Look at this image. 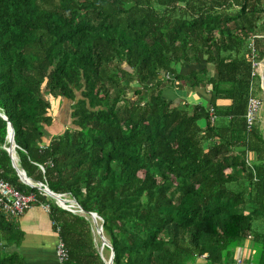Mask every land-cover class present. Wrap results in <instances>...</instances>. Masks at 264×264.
I'll return each mask as SVG.
<instances>
[{"label": "trees", "instance_id": "obj_1", "mask_svg": "<svg viewBox=\"0 0 264 264\" xmlns=\"http://www.w3.org/2000/svg\"><path fill=\"white\" fill-rule=\"evenodd\" d=\"M263 59L264 0H0V178L49 205L65 264H106L90 212L112 264H264ZM184 88L206 102L163 95ZM9 123L17 167L78 212L19 178ZM14 218L0 264H24Z\"/></svg>", "mask_w": 264, "mask_h": 264}, {"label": "crops", "instance_id": "obj_2", "mask_svg": "<svg viewBox=\"0 0 264 264\" xmlns=\"http://www.w3.org/2000/svg\"><path fill=\"white\" fill-rule=\"evenodd\" d=\"M260 67L263 69L264 64H261ZM192 68L191 65H184L180 67V71L186 73ZM163 95L168 99H175L176 96H179L189 103L206 102V94L204 90L200 89L190 90L184 88L176 89L175 91L167 89L163 92ZM218 102L225 104L227 101L220 99ZM53 127L56 128L54 121ZM56 129V132L61 131L58 128ZM48 138L49 134L46 136V139ZM250 157H254V155L251 153ZM65 199L71 203L73 198L69 199L65 197ZM40 203L38 201L33 202L31 207L26 209L21 215L15 216V227L19 231V239L16 240L15 246H9V249L17 251L22 256L24 264H58L55 247L60 238L58 233L59 228H54V223L49 215V209L44 208ZM63 209L68 210L67 208ZM96 245L101 257L106 262L107 259H105L102 252L104 246L101 247V242L100 245L99 243H96ZM196 264H202V259L197 260Z\"/></svg>", "mask_w": 264, "mask_h": 264}, {"label": "built area", "instance_id": "obj_3", "mask_svg": "<svg viewBox=\"0 0 264 264\" xmlns=\"http://www.w3.org/2000/svg\"><path fill=\"white\" fill-rule=\"evenodd\" d=\"M252 46V43H250ZM259 63L253 62L252 65H257ZM257 70V67H256ZM253 74V73H252ZM261 108V98L257 95H254L252 91L249 92L247 107H246V123L247 127H251L255 120L256 115ZM212 108H210L209 113L212 114ZM42 169V167H40ZM64 197V195H62ZM36 201V198L33 193H22L19 190L11 186L7 181L0 178V211L10 215V216H19L26 209L31 207L33 202ZM44 208L49 209L47 203H40ZM67 209L70 211H79V207L76 203L71 202L67 205ZM55 255L58 261V264H65L68 251L65 247V244L61 238L58 239L55 247ZM204 256V255H203ZM240 261V257L237 259Z\"/></svg>", "mask_w": 264, "mask_h": 264}, {"label": "water", "instance_id": "obj_4", "mask_svg": "<svg viewBox=\"0 0 264 264\" xmlns=\"http://www.w3.org/2000/svg\"><path fill=\"white\" fill-rule=\"evenodd\" d=\"M260 81H261V89L262 91L264 92V71H260ZM5 118V116H3ZM13 134H14V131H13V127L12 125L9 123L8 124V141H9V147H7V151L10 153L11 155V159H12V164L13 166L16 168V171L19 175V178L26 184L32 186V187H38L40 188L46 195H48L49 197H52L56 203L58 205H60L61 207L63 208H67V205H69V200L65 199L61 194H58V193H55L53 191H51L47 185L39 182L37 184H34L26 175H25V172L18 168L17 165H16V162H15V155L13 153V148H14V145H13ZM72 202H75L74 199L71 200ZM76 203V202H75ZM77 204V203H76ZM77 206L79 207V205L77 204ZM90 216L93 220V222L95 223V227H96V231L99 235V238L101 240V247L103 246H107L108 249H109V257L108 259L106 260V264H112V259H113V249L110 245V243L108 242V240L105 238V236L103 235V232H102V226L101 224H98L97 223V219H99V216L95 213V212H90Z\"/></svg>", "mask_w": 264, "mask_h": 264}, {"label": "rangeland", "instance_id": "obj_5", "mask_svg": "<svg viewBox=\"0 0 264 264\" xmlns=\"http://www.w3.org/2000/svg\"><path fill=\"white\" fill-rule=\"evenodd\" d=\"M263 65L264 64V59L259 62L258 66H257V71L260 73V65ZM260 85H261V82H260ZM260 98H261V108L259 109L257 115H256V119L259 120V125L260 127L264 130V92L261 91L260 93L257 94ZM77 97H79V93L77 94ZM72 101L70 100H66L65 98H60L59 99H54V100H51V115L54 119V123L56 124V128L60 129V130H63V128L65 127V124L66 123L67 125H71V121H70V116H69V113L71 111V107H70V104H71ZM65 117V119H64ZM63 119V122L62 120ZM52 130L54 132L57 131L56 128L54 127H51ZM68 198V197H66ZM94 226H95V223H94ZM94 231V235H95V243H99L98 240H99V237H98V234L96 232V227H94L93 229ZM103 252V256L105 257V259H108L109 257V251L108 250H102Z\"/></svg>", "mask_w": 264, "mask_h": 264}, {"label": "bare ground", "instance_id": "obj_6", "mask_svg": "<svg viewBox=\"0 0 264 264\" xmlns=\"http://www.w3.org/2000/svg\"><path fill=\"white\" fill-rule=\"evenodd\" d=\"M261 66V65H260ZM260 71H264V68L263 69H261V67H260Z\"/></svg>", "mask_w": 264, "mask_h": 264}]
</instances>
